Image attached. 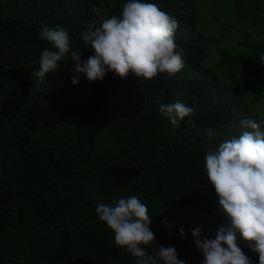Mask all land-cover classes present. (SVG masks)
Returning a JSON list of instances; mask_svg holds the SVG:
<instances>
[{
  "label": "trees",
  "instance_id": "trees-1",
  "mask_svg": "<svg viewBox=\"0 0 264 264\" xmlns=\"http://www.w3.org/2000/svg\"><path fill=\"white\" fill-rule=\"evenodd\" d=\"M222 1L260 33L238 30L240 42L233 52L219 51L215 66L208 60L216 40L201 20L200 0H145L178 21L183 69L152 80L109 72L89 82L81 75L73 85L70 53L55 73L33 76L51 47L39 38L42 27L64 28L70 51L83 52L84 61L94 53L82 33L101 22L94 9L119 16L127 0H0V264H134L95 213L99 204L131 196L147 206L158 246L200 264L191 230L214 239L226 223L207 182L206 148L238 137L243 119L264 120L241 79L243 71L264 74V0ZM175 102L194 108L195 126L186 117L174 129L159 112ZM157 245L145 250L152 254Z\"/></svg>",
  "mask_w": 264,
  "mask_h": 264
},
{
  "label": "clouds",
  "instance_id": "clouds-1",
  "mask_svg": "<svg viewBox=\"0 0 264 264\" xmlns=\"http://www.w3.org/2000/svg\"><path fill=\"white\" fill-rule=\"evenodd\" d=\"M94 11L101 17L100 25H89L82 33L84 45L94 54L82 61L83 52L70 51L71 38L64 28L42 27L39 38L51 47L42 51L34 77L42 81L47 74L55 73L69 53L74 62L71 71L76 74L71 77L73 85L78 84L81 75L89 82L103 80L109 72L120 79L132 73L137 79L152 80L158 74L171 77L183 69L182 52L175 42L179 23L157 4L127 0L119 16L109 18H103L100 9ZM159 112L174 129L186 117V122L195 126L190 119L194 108L181 102L161 104ZM240 128L244 130L238 137L206 148L207 182L214 189L217 212L223 214L226 223L219 227L214 239L203 237L200 228L191 230L194 247L202 255L200 264H252L239 246L238 235L244 246L257 255L258 264H264V120L258 123L243 119ZM206 131L209 138L214 135ZM95 213L113 234L115 245L135 258L134 264H185L174 246L155 243L147 206L138 197L121 198L115 206L99 204ZM161 223L171 236L172 225L166 219ZM178 235L183 239L184 230L180 229ZM151 244L157 248L149 254L145 249Z\"/></svg>",
  "mask_w": 264,
  "mask_h": 264
},
{
  "label": "rangeland",
  "instance_id": "rangeland-1",
  "mask_svg": "<svg viewBox=\"0 0 264 264\" xmlns=\"http://www.w3.org/2000/svg\"><path fill=\"white\" fill-rule=\"evenodd\" d=\"M199 9L206 31L211 33L216 40L209 49V65L217 64L219 51L223 49L234 51L235 46L241 40L238 30L250 37L260 33V26H251L247 19L233 15L228 3L222 0H200ZM241 79L248 87L250 99L256 97V101L252 99L255 110L264 115V74H258V77H255L243 71Z\"/></svg>",
  "mask_w": 264,
  "mask_h": 264
}]
</instances>
